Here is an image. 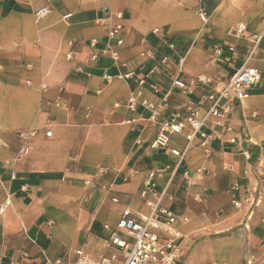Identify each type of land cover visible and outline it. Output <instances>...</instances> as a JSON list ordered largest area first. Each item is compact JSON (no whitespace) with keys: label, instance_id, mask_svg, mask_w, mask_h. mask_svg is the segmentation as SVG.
I'll use <instances>...</instances> for the list:
<instances>
[{"label":"crops","instance_id":"obj_1","mask_svg":"<svg viewBox=\"0 0 264 264\" xmlns=\"http://www.w3.org/2000/svg\"><path fill=\"white\" fill-rule=\"evenodd\" d=\"M42 6L48 13L36 18ZM116 23L118 62L90 59L89 40L100 50ZM239 24L261 34L264 0H0V202L10 198L0 213V264H49L44 255L74 264L76 249L93 260L112 253L120 260L103 226L114 227L126 208L146 216L143 180L164 165L156 188L172 174L171 199L164 195L161 204L179 216L160 230L180 245L173 264H246L250 256L264 264V36L247 59L256 83L245 101L228 102L223 122L230 131L206 118V149L195 138L180 161L170 151L185 147L180 134L152 148L157 121L144 107L126 109L133 93L168 119L223 85L254 44L232 32ZM216 42L224 47L220 56ZM146 51L153 57L141 56ZM200 74L208 82L191 94L172 85L175 77ZM30 129L35 133L23 143L17 132ZM22 144L28 152L20 155Z\"/></svg>","mask_w":264,"mask_h":264},{"label":"built area","instance_id":"obj_2","mask_svg":"<svg viewBox=\"0 0 264 264\" xmlns=\"http://www.w3.org/2000/svg\"><path fill=\"white\" fill-rule=\"evenodd\" d=\"M48 13V9L45 6L40 7L36 13V18H40ZM203 18V14H200ZM117 18L121 15L117 14ZM110 17H104L103 20H109ZM99 22V20L97 21ZM154 29L153 31H156ZM245 31V26L239 24L234 32L236 35H242ZM121 24L116 23L109 27L106 33L105 46L98 51H95V47L98 43L96 38L89 40L90 46V59H95L98 55H108L114 62L119 60V52L116 46H120L123 43V39L120 35ZM264 36V28L261 34L252 35L253 49L256 47L258 41ZM169 48H173V44H168ZM229 51H233L234 47L227 46ZM253 49L248 54L247 58L230 74L227 80L217 88H210L205 94L200 96L196 100H190L185 110L182 112L176 111L172 117L168 119H160L158 117L157 106L153 102H149L145 99H137V95L131 93L126 102V109L128 112H135L138 106L144 107L149 111V118L156 120L158 124V132L154 139L150 142V147H167L169 136L172 134L183 135L186 139V145L182 151L177 149H171V153L181 161L188 149L189 144L195 138L199 139V144L202 147L207 148L209 145L208 135L202 131V126L208 116L218 118L220 125H223L225 131H230L229 126L225 125L227 114L231 107L229 101L237 99L238 101H245L249 96V88L254 85L258 79V71L255 67L247 64V59L251 55ZM223 44H216L214 47V53L216 56L223 54ZM141 56L152 58L150 52H143ZM67 58L71 57V52L66 54ZM166 61V57L160 58V63ZM131 73L119 74L118 77L129 78ZM205 76L198 75L196 77L191 76L188 78L175 77L172 80V85L181 93L191 94L198 87L199 84L207 83ZM145 78H139L138 84H145ZM149 88L155 93L157 87L154 84H148ZM225 100L224 103L222 101ZM227 101V102H226ZM204 110V115L199 118L200 110ZM134 118L127 120L133 121ZM189 126V129H186ZM34 130H25L17 132V136L24 143L29 137L34 135ZM46 135H50V131L46 132ZM234 141V138H231ZM19 154H26L28 152V146L22 144L19 148ZM169 166L164 165L159 168L151 169L147 172L144 180L143 187L139 194L145 200L146 205L150 211L146 216L138 217L134 216L129 209H124L120 217L118 218L114 227L105 224L103 229L105 231V240L107 246H113L118 252L122 254L121 259L117 258V253H112L109 256H101L98 260H93L86 256L82 249L75 250L74 264H173L180 254V245L174 240L173 237L164 236L160 233V230L165 228L170 229L171 226L178 220L179 216L175 214L170 207L161 204V200L164 195H167L171 199L169 194V187L172 183V174H170L161 190L157 191L156 180L161 178L165 172H167ZM264 175V170H263ZM11 178H14V174H11ZM149 196H153L154 200ZM115 200V199H114ZM248 200V199H247ZM10 205L9 195H6L0 202V213L4 211L6 207ZM234 207H238V202H233ZM186 220V218H183ZM22 256H27L26 253H22ZM44 260L49 264H61V258L50 259L44 255ZM253 256L246 259V264H252ZM9 264H29L22 260H11Z\"/></svg>","mask_w":264,"mask_h":264},{"label":"rangeland","instance_id":"obj_3","mask_svg":"<svg viewBox=\"0 0 264 264\" xmlns=\"http://www.w3.org/2000/svg\"><path fill=\"white\" fill-rule=\"evenodd\" d=\"M244 25V24H243ZM237 26H234L233 28H232V32L233 33H235L234 32V30H235V28H236ZM255 33H250L249 31H247V27H245V31H244V33L242 34V35H239V37H247V39H249V40H253V38H252V35H254ZM220 42H216V44H219ZM222 44V43H221ZM232 47H236L235 45H232V44H230ZM252 49H253V47H252ZM200 75H202V76H205V78H207V76L205 75V74H200Z\"/></svg>","mask_w":264,"mask_h":264}]
</instances>
